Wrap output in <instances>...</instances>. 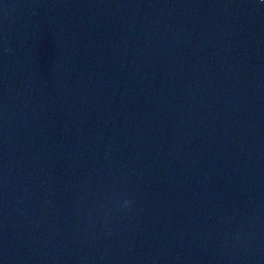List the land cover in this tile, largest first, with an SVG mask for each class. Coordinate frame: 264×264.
I'll return each mask as SVG.
<instances>
[{
    "label": "water",
    "instance_id": "1",
    "mask_svg": "<svg viewBox=\"0 0 264 264\" xmlns=\"http://www.w3.org/2000/svg\"><path fill=\"white\" fill-rule=\"evenodd\" d=\"M0 264H264V0H0Z\"/></svg>",
    "mask_w": 264,
    "mask_h": 264
}]
</instances>
